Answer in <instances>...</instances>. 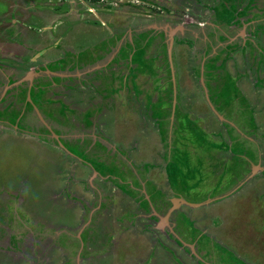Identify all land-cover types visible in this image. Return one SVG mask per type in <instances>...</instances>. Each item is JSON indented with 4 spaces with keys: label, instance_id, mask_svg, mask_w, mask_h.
I'll return each instance as SVG.
<instances>
[{
    "label": "rangeland",
    "instance_id": "rangeland-1",
    "mask_svg": "<svg viewBox=\"0 0 264 264\" xmlns=\"http://www.w3.org/2000/svg\"><path fill=\"white\" fill-rule=\"evenodd\" d=\"M0 264H264V0H0Z\"/></svg>",
    "mask_w": 264,
    "mask_h": 264
},
{
    "label": "clouds",
    "instance_id": "clouds-1",
    "mask_svg": "<svg viewBox=\"0 0 264 264\" xmlns=\"http://www.w3.org/2000/svg\"><path fill=\"white\" fill-rule=\"evenodd\" d=\"M129 167H130V166H129ZM136 180H140V181H143V180H142V178H137ZM145 180H146V178H145Z\"/></svg>",
    "mask_w": 264,
    "mask_h": 264
},
{
    "label": "flooded vegetation",
    "instance_id": "flooded-vegetation-1",
    "mask_svg": "<svg viewBox=\"0 0 264 264\" xmlns=\"http://www.w3.org/2000/svg\"><path fill=\"white\" fill-rule=\"evenodd\" d=\"M59 159V162H61V159L60 158H58Z\"/></svg>",
    "mask_w": 264,
    "mask_h": 264
},
{
    "label": "bare ground",
    "instance_id": "bare-ground-1",
    "mask_svg": "<svg viewBox=\"0 0 264 264\" xmlns=\"http://www.w3.org/2000/svg\"><path fill=\"white\" fill-rule=\"evenodd\" d=\"M191 230H193V229H191ZM192 232V231H191Z\"/></svg>",
    "mask_w": 264,
    "mask_h": 264
}]
</instances>
